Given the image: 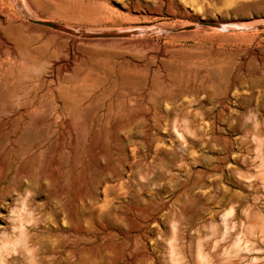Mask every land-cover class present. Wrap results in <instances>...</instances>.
<instances>
[{"label": "rangeland", "instance_id": "374dc122", "mask_svg": "<svg viewBox=\"0 0 264 264\" xmlns=\"http://www.w3.org/2000/svg\"><path fill=\"white\" fill-rule=\"evenodd\" d=\"M1 14L0 264H264V0Z\"/></svg>", "mask_w": 264, "mask_h": 264}, {"label": "bare ground", "instance_id": "6f19581e", "mask_svg": "<svg viewBox=\"0 0 264 264\" xmlns=\"http://www.w3.org/2000/svg\"><path fill=\"white\" fill-rule=\"evenodd\" d=\"M20 1V0H19ZM3 16L4 15H0V26L2 25V22H3V20H4V18H3ZM33 19H35L36 21H38L39 23H41V24H44V25H46L45 24V22H47V21H42V20H39V19H41V18H33ZM29 20L30 21H32V18L30 19L29 18ZM17 21V23H18V26H20L22 23H19V21L18 20H14V22H16ZM16 23V24H17ZM48 26V25H47ZM50 27H52V26H50ZM1 28V27H0ZM54 28V27H53ZM63 32H64V34H66V35H69L70 37H72V38H74L75 39V37L77 36H75V35H72V34H70V33H67L68 31H66L65 32V30H62ZM1 32V31H0ZM7 35V34H6ZM2 37H5V36H2ZM73 46H74V43L72 42L71 44H70V51H74V49H73ZM131 80V79H130ZM132 81V83H133V80H131Z\"/></svg>", "mask_w": 264, "mask_h": 264}, {"label": "water", "instance_id": "95a60500", "mask_svg": "<svg viewBox=\"0 0 264 264\" xmlns=\"http://www.w3.org/2000/svg\"><path fill=\"white\" fill-rule=\"evenodd\" d=\"M45 24L48 25V26H52V27H60L58 24H56L54 22L47 21V22H45Z\"/></svg>", "mask_w": 264, "mask_h": 264}]
</instances>
